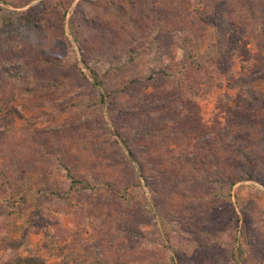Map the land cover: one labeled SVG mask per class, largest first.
<instances>
[{"label":"rangeland","instance_id":"1","mask_svg":"<svg viewBox=\"0 0 264 264\" xmlns=\"http://www.w3.org/2000/svg\"><path fill=\"white\" fill-rule=\"evenodd\" d=\"M238 1L264 11V0H0V264L10 241L46 264H264V184L215 198L224 185L191 182L197 170L235 177L237 149L264 147L245 137L264 133V25ZM162 68L173 78L149 82Z\"/></svg>","mask_w":264,"mask_h":264},{"label":"trees","instance_id":"2","mask_svg":"<svg viewBox=\"0 0 264 264\" xmlns=\"http://www.w3.org/2000/svg\"><path fill=\"white\" fill-rule=\"evenodd\" d=\"M139 2H141L143 5L149 7L148 3L149 0H138ZM155 0H152V2H154ZM148 2V3H147ZM153 4V3H150ZM258 5V2H249L248 4H243L241 2L238 1V7L240 8L239 12L240 14H244L243 16H245L244 18L247 19V22L249 24L252 23H256L259 19L262 20L263 25H264V11L263 12H257V10H255L256 6ZM119 8L122 10V5H119ZM150 8V7H149ZM239 12L237 13V16H240ZM152 15H150V19L153 18H157L158 17V13H156L155 11L152 10ZM242 16V15H241ZM174 20L173 16H171V18H167V20ZM155 20V19H154ZM159 20V19H157ZM264 28V26H263ZM185 33V31H184ZM178 35V33L176 35H174V37H176ZM163 42H159L156 39H154V42L151 44V49L154 50L155 54L157 55V58H159V55L162 53V51L165 50L166 45H162ZM184 44V43H183ZM135 54V53H134ZM134 54L132 56L129 57H124L123 60L118 63L117 66L120 67L121 63H122V68L124 64H128L131 65L134 61ZM161 57V56H160ZM154 62V60L152 61ZM185 69H187V66L185 67ZM93 70V68L91 69ZM159 72H161L164 77L166 76V78L170 79L173 78L172 75H168L167 72L165 71V69H160L159 71L157 69H153V71H151L148 79L150 80L149 82H151L153 79L156 80V78L158 77ZM12 74V73H11ZM17 76V75H15ZM97 75H95V78ZM144 80V79H143ZM142 82V81H141ZM146 83V80L144 81V84ZM149 84V83H148ZM235 116L240 119L241 121H243V124L245 121H250V118L247 119L248 115L247 114H243L242 112H238L236 111ZM115 123H117L118 121H114ZM251 128V127H250ZM123 137V135H121ZM247 138H249V141H247V144H249L251 142H254V144H256L258 147V143L262 142L263 146H264V133L263 131L259 132V136L258 138H256L253 133H249L247 130V134L246 136ZM124 144L126 145V147L129 150L130 155L135 159V161L138 163H140V166L142 167L143 164L139 161V159L136 157L135 154V150L132 147V145H129V140L127 141L126 139H123ZM245 147L241 146L237 149V159L239 161H237L236 163V169L239 171L237 174H235V177H231L228 174L222 173V172H218L217 174L214 173H209L207 170H202V171H198V173L196 174L195 180L191 181L192 183L194 182H199V184L201 185H213V186H219V184L224 185V186H219L218 191H213V194H210V196L212 197H221L223 194V191L225 188H231L232 186H234L236 183L241 182L245 179L247 180H256L258 182H261L262 184H264V147L263 150L261 149L260 151V156L258 153H253V151H245ZM258 155V156H257ZM257 156V158L255 157ZM250 161V163L253 165H246L245 162ZM254 164H257L259 167H261L262 171L256 169L254 167ZM146 171L142 169L141 171V177H143L147 183L150 186V183L148 182V178L146 176ZM69 179H76V177L72 174L69 173ZM157 189L152 187L151 192L154 194V196H157ZM208 192L205 190V192H202V195L200 198H206L209 196V194H207ZM159 214L161 215V211L160 209L158 210ZM136 234L139 235V233L135 230ZM201 233H204L203 231ZM196 244H201V247H206L208 246V239H206V241L204 243H201L199 241V238L196 239L195 241ZM16 244V245H15ZM20 244V242H6V248H8L9 250H13L12 254H8V256L5 259V264H46V261L44 260V258H41L39 256H28V257H20L18 255H15L14 251L16 249V246H18Z\"/></svg>","mask_w":264,"mask_h":264}]
</instances>
